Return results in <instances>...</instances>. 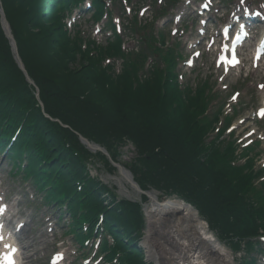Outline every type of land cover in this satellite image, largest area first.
I'll return each instance as SVG.
<instances>
[{
  "label": "trees",
  "instance_id": "trees-1",
  "mask_svg": "<svg viewBox=\"0 0 264 264\" xmlns=\"http://www.w3.org/2000/svg\"><path fill=\"white\" fill-rule=\"evenodd\" d=\"M51 1L2 0L18 52L40 90L46 112L79 132L85 129L91 139L109 152L113 149L112 139L116 142L124 137L131 140L139 155L131 170L142 189L153 187L181 195L197 203L210 222L223 225L227 232H235L233 222L243 221L250 215L239 182H233V186L231 182H221V177L230 180L223 173L199 164L194 146L197 140L182 138L183 141L180 131L177 136V130L167 127L158 87L132 89L131 80L125 78L107 89L104 82L98 85L81 70H67L76 60L75 55L72 56L69 49L62 51L57 45L52 26L43 29L36 24L40 12L46 13V17L40 19L42 22L49 19ZM24 87V94L28 96L24 77L12 60L0 29V103L8 101L6 104L11 107V95H19ZM8 90L10 93L5 96ZM30 108L34 111V128L49 130L50 123L33 105ZM93 188L96 193L107 191L96 183ZM131 206L133 217L141 219L139 206ZM126 229L133 234L129 222Z\"/></svg>",
  "mask_w": 264,
  "mask_h": 264
},
{
  "label": "bare ground",
  "instance_id": "bare-ground-1",
  "mask_svg": "<svg viewBox=\"0 0 264 264\" xmlns=\"http://www.w3.org/2000/svg\"><path fill=\"white\" fill-rule=\"evenodd\" d=\"M127 176H123L125 179ZM174 203V202H172ZM149 221L154 222V229L159 230V223L167 221L162 215L164 213L168 216L170 221H173L172 225L166 227L164 232L165 244L169 247L165 248V245L157 238L151 235L154 229L148 230V235L144 239V245L148 249V255L157 260L160 264H230V254L223 247L216 243H212V248L215 253H211L209 250L204 253V260H202L203 253L198 250L192 258L188 256L191 253L193 244L201 238L202 231L196 233L191 229L190 219L192 212L190 210H184L179 212L176 208L170 206L152 205L147 210ZM156 217H158L156 219ZM195 227V225H192ZM163 239V238H162ZM186 256L183 258L182 256ZM202 255V256H201Z\"/></svg>",
  "mask_w": 264,
  "mask_h": 264
},
{
  "label": "rangeland",
  "instance_id": "rangeland-1",
  "mask_svg": "<svg viewBox=\"0 0 264 264\" xmlns=\"http://www.w3.org/2000/svg\"><path fill=\"white\" fill-rule=\"evenodd\" d=\"M200 71L203 73V72H205V69H202ZM242 114L244 115V113H242ZM245 114H247V113H245ZM263 148H264V145H263ZM124 152H125V155L123 156V158H126L127 160L131 159V157H129L127 155L126 151H124ZM262 152L264 155V151H262ZM102 175L106 179L107 176H105L104 173ZM131 197L133 198V195H131ZM40 241H43V239H38L36 241L31 242L30 246L28 245V247H27L26 253H27V255H30L32 261L35 259H39V260L41 259L42 264H45L44 263L45 262V260H44L45 259V249H44V246L41 245Z\"/></svg>",
  "mask_w": 264,
  "mask_h": 264
},
{
  "label": "snow or ice",
  "instance_id": "snow-or-ice-1",
  "mask_svg": "<svg viewBox=\"0 0 264 264\" xmlns=\"http://www.w3.org/2000/svg\"><path fill=\"white\" fill-rule=\"evenodd\" d=\"M241 2L243 3V0H241ZM260 58V53L258 52L257 53V57L256 59H259ZM239 63V60H236V59H233V64H238ZM262 88H264V85H261ZM238 95V94H237ZM237 97L236 96H233V99L235 100ZM261 116H264V109H261L260 110V113H259ZM3 209L0 208V212H2ZM0 239H3L2 237H0ZM5 247H10V245H5ZM62 258V257H61ZM5 260L8 261V264H14V261L12 260V258L10 256H6L5 257Z\"/></svg>",
  "mask_w": 264,
  "mask_h": 264
}]
</instances>
